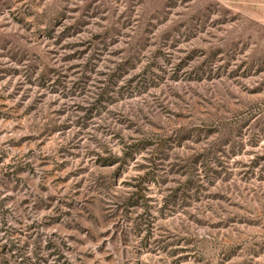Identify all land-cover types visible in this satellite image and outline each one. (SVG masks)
I'll use <instances>...</instances> for the list:
<instances>
[{
	"label": "rangeland",
	"instance_id": "1",
	"mask_svg": "<svg viewBox=\"0 0 264 264\" xmlns=\"http://www.w3.org/2000/svg\"><path fill=\"white\" fill-rule=\"evenodd\" d=\"M0 264H264V0H0Z\"/></svg>",
	"mask_w": 264,
	"mask_h": 264
}]
</instances>
